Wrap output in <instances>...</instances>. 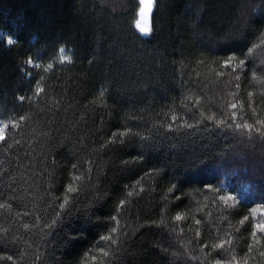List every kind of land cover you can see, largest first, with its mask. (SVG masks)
<instances>
[{
	"label": "trees",
	"instance_id": "1",
	"mask_svg": "<svg viewBox=\"0 0 264 264\" xmlns=\"http://www.w3.org/2000/svg\"><path fill=\"white\" fill-rule=\"evenodd\" d=\"M139 9L0 0V264H264V0Z\"/></svg>",
	"mask_w": 264,
	"mask_h": 264
},
{
	"label": "rangeland",
	"instance_id": "2",
	"mask_svg": "<svg viewBox=\"0 0 264 264\" xmlns=\"http://www.w3.org/2000/svg\"><path fill=\"white\" fill-rule=\"evenodd\" d=\"M153 5L154 0H140V9L136 20V27L142 35H148L150 32V16ZM141 29H144V31H141ZM59 55L62 60H67L69 58L68 51L65 48L60 49ZM2 131L3 125L0 122V135L2 134ZM261 223L262 224H260V227H264V221H261Z\"/></svg>",
	"mask_w": 264,
	"mask_h": 264
},
{
	"label": "snow or ice",
	"instance_id": "3",
	"mask_svg": "<svg viewBox=\"0 0 264 264\" xmlns=\"http://www.w3.org/2000/svg\"><path fill=\"white\" fill-rule=\"evenodd\" d=\"M139 26V25H138ZM141 31H144V29H141ZM3 37L2 36H0V39H2ZM15 41L13 40V39H11V38H9L8 40H7V43L8 44H13ZM29 63H31V61H29Z\"/></svg>",
	"mask_w": 264,
	"mask_h": 264
}]
</instances>
